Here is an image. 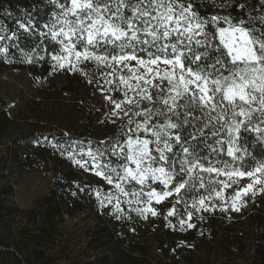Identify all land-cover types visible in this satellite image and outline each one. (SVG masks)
Listing matches in <instances>:
<instances>
[{"label": "snow or ice", "instance_id": "obj_1", "mask_svg": "<svg viewBox=\"0 0 264 264\" xmlns=\"http://www.w3.org/2000/svg\"><path fill=\"white\" fill-rule=\"evenodd\" d=\"M49 3L53 11L43 25L29 16L19 29L59 45L47 53L53 71H82L81 64L95 62L98 90L122 95L105 96L111 123L119 126L85 153L92 167L76 161L119 193L100 199L101 207L115 200L119 213L120 196H130L126 203L143 205L133 211L147 218L157 215L153 198L160 203L175 195L165 218L179 215L186 230L196 227L190 221L197 213L239 211L243 197L264 195V153L258 158L244 146L245 133L264 142V27L249 26L256 19L264 25V15L204 17L192 0ZM260 6L264 11V0ZM14 38L15 32L0 35V41ZM40 50L37 44L32 53ZM126 185L139 189L129 192ZM228 188L234 194L226 198ZM180 204L183 213L175 208Z\"/></svg>", "mask_w": 264, "mask_h": 264}, {"label": "trees", "instance_id": "obj_2", "mask_svg": "<svg viewBox=\"0 0 264 264\" xmlns=\"http://www.w3.org/2000/svg\"><path fill=\"white\" fill-rule=\"evenodd\" d=\"M192 3L204 17L230 15L248 21L249 13L253 17L264 15L259 10L260 0ZM238 3L246 8L237 7ZM52 11L49 0H0V35L16 33V38L0 41V48L8 49L0 53V76L10 71L60 70L53 71L47 55L57 51L59 45L19 29V23L27 22L29 16L43 25ZM249 26L264 27L259 19ZM37 44L41 50L33 54ZM60 71L66 80L75 73ZM67 89L75 91L73 86ZM114 97L122 98L120 94ZM118 126L119 121L105 129L85 121L66 126L39 112H31L24 119L11 118L0 97V264H264V195L259 193L243 197L239 211L229 208L195 214L190 222L196 227L186 230L180 228L179 215L165 218L175 204V195L166 197L162 204L153 198L151 207L157 215L148 213L147 218L133 211L143 205L126 203L130 196H120L119 213L114 211L115 205H96L91 194L93 178L98 177L76 161L87 162L90 169L91 161L85 153L112 137ZM244 135V146L259 158L264 153V142H257L255 133ZM35 172L51 174L52 188L31 207L22 209L16 203V187ZM125 187L129 192L139 189V185ZM153 187L160 191L162 186L157 182ZM233 194L232 188L225 189L226 198ZM175 208L184 212L182 204Z\"/></svg>", "mask_w": 264, "mask_h": 264}, {"label": "rangeland", "instance_id": "obj_3", "mask_svg": "<svg viewBox=\"0 0 264 264\" xmlns=\"http://www.w3.org/2000/svg\"><path fill=\"white\" fill-rule=\"evenodd\" d=\"M79 67L82 71L72 73L69 75V79L67 77V80L64 72L60 71L61 69L54 73L10 71L1 75L0 97L8 108L9 116L24 119L29 117L31 112H39L44 118H48L50 121L56 120L66 126L69 124L78 126L83 121L98 129L113 126L111 123L113 117L110 115L111 105L105 96H115L116 94L122 96L121 93H101L98 90L97 81L101 77L100 70H97L95 63L92 62L91 65L89 62H85ZM89 80H92L91 84L88 82ZM71 86L75 89L74 92L67 89ZM93 187L91 198L98 206H101L100 199L109 193L114 196L119 195L114 185H108L101 178H93ZM51 188V174L47 172L29 174L18 182L16 203L20 208L27 209L33 205L36 199L47 195ZM97 191L100 192L99 199ZM163 202H166L165 198L158 204ZM115 203L116 201L113 200L111 206H114Z\"/></svg>", "mask_w": 264, "mask_h": 264}]
</instances>
